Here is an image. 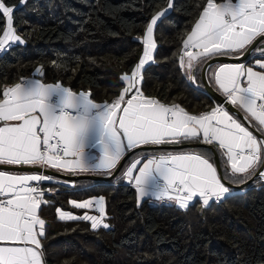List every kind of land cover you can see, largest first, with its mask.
<instances>
[{
	"label": "snow or ice",
	"instance_id": "obj_1",
	"mask_svg": "<svg viewBox=\"0 0 264 264\" xmlns=\"http://www.w3.org/2000/svg\"><path fill=\"white\" fill-rule=\"evenodd\" d=\"M26 0H20V4ZM173 7L157 12L147 24L142 43L144 50L131 75L121 81L128 86L111 103H95L90 92H73L60 83L44 84L39 79L5 88L0 99V166H30L34 169L66 170L70 174L104 172L111 174L124 157L142 145L204 144L216 145L204 152H180L153 156L139 168L137 158L124 175L135 181L138 198L151 194L158 200H174L181 209L199 199L207 207L209 202L221 201L230 192L224 182L228 176L218 174L207 152H219L230 168V177L240 183L245 178L258 177L264 181V51L255 60L262 71L244 63L224 64L213 74L218 90L227 105L243 111V119L261 133L258 139L226 106H217L210 112L191 115L178 104H165L144 95L139 85L145 65L153 60L156 48L154 27ZM16 6L0 0V14L6 18L0 36V52L13 43L25 41L13 27ZM258 38H264V0H224L217 4L207 0L203 11L187 38L183 39L181 67L188 58L189 78L193 61L207 62L216 56L241 59L254 50ZM141 39V38H137ZM196 48L201 51H190ZM40 73L41 69L38 68ZM135 94L125 101V95ZM122 109L117 123V111ZM52 141H55L54 143ZM126 141V143H125ZM95 146L99 156L94 163L86 162V149ZM62 153V155H61ZM74 157V159H65ZM155 164V168L150 167ZM53 176L39 173H9L0 170V264H44L42 238H46V221L38 214L44 199L43 182ZM163 181V183H160ZM35 182V183H30ZM179 193L169 195V190ZM51 191V189H49ZM76 209L95 210L99 215H75L57 208L62 221H90L93 230L109 228L104 222V197L71 200Z\"/></svg>",
	"mask_w": 264,
	"mask_h": 264
},
{
	"label": "trees",
	"instance_id": "obj_2",
	"mask_svg": "<svg viewBox=\"0 0 264 264\" xmlns=\"http://www.w3.org/2000/svg\"><path fill=\"white\" fill-rule=\"evenodd\" d=\"M5 3L16 6L13 27L25 43L0 53V99L6 87L40 68L45 81H60L74 90L89 91L96 102L110 103L124 88L120 77L131 72L143 54L147 24L157 12L168 9L169 0ZM206 4L207 0H173V7L155 26L156 49L141 83L146 96L178 104L191 113L206 112L218 103L203 87L192 84L179 62L182 41ZM5 25L6 18L0 14V36ZM263 43L264 39L256 47ZM254 58L251 54L247 60ZM204 63L197 64L198 81ZM217 64L208 69L213 86L210 71ZM205 149L213 148L199 145L181 150ZM215 153L231 191L207 207L198 200L187 209L149 198L140 200L136 187L120 180L123 167L112 179L89 187L44 182L43 186L55 190L54 203L39 210L46 221V238L41 240L44 264H264V181L255 177L237 188L245 179L234 182L225 158L215 151L206 154L214 162ZM90 196L105 197L109 228L93 230L90 221L58 219L57 208L82 214L85 209H76L69 201Z\"/></svg>",
	"mask_w": 264,
	"mask_h": 264
},
{
	"label": "crops",
	"instance_id": "obj_3",
	"mask_svg": "<svg viewBox=\"0 0 264 264\" xmlns=\"http://www.w3.org/2000/svg\"><path fill=\"white\" fill-rule=\"evenodd\" d=\"M215 2V1H214ZM224 2V1H223ZM223 2H215V3H217V4H220V3H223ZM234 3L236 2V1H233ZM18 35V34H17ZM154 35V34H153ZM23 39V38H22ZM156 43V42H155ZM156 49V48H155ZM155 49L153 50V52H152V56L154 57V52H155ZM191 51H193V52H196V51H201L200 49H196V48H191ZM262 51H264V43L263 44H261V45H259V47H255V50H254V52L252 53L253 54V56H256V58H254L253 60H250V61H248V60H246V61H240V62H231V61H225V62H220L219 64H217L216 66H214L212 69H211V71H210V77H211V80H212V82L214 83V86L218 89V85H216V83H215V80H214V76H213V74L219 69V67L221 66V65H224V64H235V63H244L246 66H253L254 67V70H257V71H262V69H259V67H258V65H256L255 64V60L256 59H258V58H260V54H261V52ZM1 53V52H0ZM142 56V55H141ZM141 56H140V58H141ZM187 61H188V58L186 57L185 58V66H184V68H185V71H186V73L189 75V70H188V67H187ZM139 62V61H138ZM151 62V61H150ZM197 64H199V63H197L196 61H193V68H192V70H191V74H192V72H193V69H196V78H197ZM146 66V65H145ZM41 73H42V70H41V72L40 73H36V74H34L33 76H30V80L29 81H31V80H35V79H39L42 83H44V84H53V85H55V84H57V83H60L63 87H67V88H70L73 92H75V93H77V94H79L80 92H89V91H84V90H74V89H72L71 87H69V86H66V85H64V84H62L60 81H57V82H51V81H45L42 77H41ZM124 74H128L129 76L131 75V72H129V73H124ZM123 74V75H124ZM191 80V79H190ZM198 81V80H197ZM199 81H202V76H200V80ZM198 81V82H199ZM17 84H24V83H22V82H17L16 84H14V85H12V86H8V87H6V88H10V87H14L15 85H17ZM141 85V84H140ZM139 85V86H140ZM128 85L124 82V88L125 87H127ZM5 90V89H4ZM131 92V91H130ZM130 92L128 93V94H126L125 95V101L127 100V99H130L131 97H129V95H130ZM4 93V92H3ZM148 97V96H147ZM4 98V96H2V99ZM90 98H91V95H90ZM92 99V98H91ZM94 101V100H93ZM95 103H100V102H96V101H94ZM111 103V102H110ZM162 103H164V102H162ZM100 104H103V103H100ZM165 104H167V103H165ZM126 106V104L125 103H122L121 104V109L120 110H118L117 111V117H116V119H117V123H118V120H119V116L120 115H122V109H123V107H125ZM215 107V106H214ZM213 107V108H214ZM186 111V110H185ZM211 111V109L210 110H208V111H206V112H203V113H207V112H210ZM229 111V113L230 114H235V112H232V111H230V110H228ZM186 112H188V111H186ZM189 114H191V115H199V114H202V113H191V112H188ZM243 116H244V113H243V111H240V114H238V117L237 118H239L240 119V122L245 126V127H247L248 129H249V131H251L255 136H257V138L258 139H261L262 138V136H261V133L260 132H258L257 131V129H256V127H254L253 125H255L257 122L256 121H251V122H249V121H247V120H244L243 119ZM3 124V122H0V125H2ZM125 143H126V141H125ZM163 145H169V144H163ZM186 147H194V146H185V147H154V148H145V149H140V150H138L139 152H134V153H136V154H134L127 162H126V165L122 168V172L120 173V180H122L123 182H126V183H129V184H132V185H134L135 186V181L134 180H132V181H130L128 178H126L125 177V175H124V173H125V171H126V169L131 165V163L132 162H134L137 158H140L141 159V163L137 166V169H135L134 171H133V175L135 176V175H137V174H139L138 173V170H139V168L140 167H142L145 163H147V160L149 159V158H151V157H153V156H159V155H161V154H167V153H173V154H175V153H180V152H191V151H185V150H181V149H183V148H186ZM128 151H126L125 152V154L127 153ZM99 149L97 148V147H95V146H89L87 149H86V157H85V159H86V162H88V163H94L95 162V159L96 158H98V156H99ZM133 154V153H132ZM216 153H215V161L213 162L212 160H211V162H213L215 165H216ZM65 159H74V157H65ZM219 159V158H218ZM225 161V160H224ZM225 164H226V162H225ZM221 165V164H220ZM217 166V165H216ZM14 167H16V166H14ZM19 167H21V168H19V169H5V168H0V170H3V171H8L9 173H21V174H23V173H28V174H33V173H39V172H41V171H39L37 168L36 169H34V168H32V167H30V166H19ZM27 167H30V168H27ZM150 167H152V168H155V164H153V165H151ZM227 168L229 169V173H230V168H229V166H227ZM222 169V168H221ZM55 170V169H54ZM115 170V169H114ZM114 170H112L111 171V173L114 171ZM59 172H62V173H67V174H70V173H68L66 170H61V171H59ZM83 173H86V174H94V175H100V176H107V175H110V174H106V173H104V172H83ZM78 174H80V173H78ZM218 174H220L219 173V171H218ZM222 175V174H221ZM54 176V175H53ZM55 177H59V176H55ZM60 178H62V177H60ZM251 178H255V177H250V178H245V180H244V182L243 183H245L246 181H248L249 179H251ZM80 179H83L84 181L83 182H81V183H77L76 181H74V180H70V179H65V178H63V179H57V178H54L51 182H59V183H61V184H64V185H67V186H70V187H75L76 188V186H78V185H82V186H84V187H89V186H92L95 182H97V181H99V180H96V179H92V178H80ZM76 180H78V179H76ZM136 187V186H135ZM152 191H155V188L153 187V188H151L150 189V194L149 195H147V196H144V197H142V198H139L140 200H142V199H145V198H149L150 200H152L153 202H155V203H174V204H176L175 203V201L174 200H169V199H162V200H158V199H156V197L154 196V195H152L151 194V192ZM231 191V190H230ZM169 195H172V196H175V193L174 192H172V190L170 189L169 190ZM99 197H103V196H90V197H87V198H84V199H80V200H76V201H83V200H86V199H95V198H99ZM104 199H105V197H104ZM72 200H74V199H72ZM196 200V199H195ZM195 200H193L192 202H190V204H192V203H194L195 202ZM189 204V205H190ZM177 205V204H176ZM105 206H106V201H105ZM61 210H63V211H68V212H72L73 214H75V215H80V216H82V215H84V213L87 211L88 212V214H90V215H99V213H97L94 209L93 210H85L82 214H78L77 212H75V211H72V210H66V209H62V208H60ZM38 214H39V212H38ZM104 222H106V223H108L107 222V220H106V218H105V221Z\"/></svg>",
	"mask_w": 264,
	"mask_h": 264
},
{
	"label": "water",
	"instance_id": "obj_4",
	"mask_svg": "<svg viewBox=\"0 0 264 264\" xmlns=\"http://www.w3.org/2000/svg\"><path fill=\"white\" fill-rule=\"evenodd\" d=\"M154 30H155V27H154ZM258 39H259V42H260L264 38H258ZM257 44L258 43L255 44L254 49L257 46ZM253 51H251L250 53L246 54L241 59H235L232 56H216V57L210 58L209 60H207V62H205L203 64L202 69H201L202 85L203 86L197 81V78H196V69H193V72H192V76L194 77V79H191L192 84L195 87H203L204 90L207 93H209L217 102H219V103L223 104L224 106H226L228 110L240 114V111L237 108H235L234 106H231V105H227L226 98L222 95V93L220 91H218L210 83L209 78H208V69L210 68L211 65H213L215 63H220V62H225V61H231V62L246 61L250 57V55L252 54ZM199 145H204V144H192V145H189V144L185 143V144H169V145H142V146H140L137 149H134L132 151H128L124 155V157L121 159V161L118 163L116 169L110 175H107V176H100V175L86 174V173L67 174V173L57 172L56 170L50 169V168L49 169H38L37 168V169L39 171H43L44 173H46L48 175H51V176H53V175L54 176H59V177H62V178H65V179H70V180H76V179H80V178H92V179H96V180H99V181H107V180L112 179L121 170V168L124 165L125 161L127 160V158L132 153H134V152H136V151H138L140 149L154 148V147H169V146L170 147H185V146H199ZM206 146H209V147H211V148L214 149V146L213 145H206ZM216 165H217L218 171H219V173L221 175L222 169H221L220 161H219L217 155H216ZM0 168H5V169H19L21 167H19V166L14 167V166L4 165V166H0ZM27 168H30V167H27ZM252 180H253V178L249 179L245 183H242L240 185H235V186L237 188H242L245 185L249 184ZM224 182L225 183H228L226 180H224Z\"/></svg>",
	"mask_w": 264,
	"mask_h": 264
},
{
	"label": "built area",
	"instance_id": "obj_5",
	"mask_svg": "<svg viewBox=\"0 0 264 264\" xmlns=\"http://www.w3.org/2000/svg\"><path fill=\"white\" fill-rule=\"evenodd\" d=\"M190 51H191V49H189ZM185 58L186 57H184V60H185ZM30 80V76L29 75H24V76H21L20 77V79H19V81L18 82H22V83H26V82H28ZM140 87V89H141V85L139 86ZM142 90V89H141ZM142 92H143V90H142ZM144 93V92H143ZM135 94V90L133 89L131 92H130V95H129V97H131L132 95H134ZM145 95V94H144ZM146 96V95H145ZM168 105H171V104H168ZM224 106L223 104H221V103H217L216 105H215V107H217V106ZM228 110V109H227ZM53 143L55 142V141H52ZM61 155H62V153H61ZM46 174V173H45ZM47 182V181H46ZM30 183H35V182H30ZM44 183V182H43ZM43 183L40 185L41 186V188H43L44 190H45V197H44V199H46V200H48L49 201V203L48 204H51V203H54V199H53V197H52V195L55 193V190H53V189H51L50 188V186H47V187H45V186H43ZM160 183H163V181H160ZM49 189H51V191H49ZM172 192H174V191H172ZM175 193V196L176 195H178L179 193H177V192H174ZM196 200H198L199 201V199L197 198ZM195 200V201H196ZM200 202V201H199ZM211 202H214V200H212V201H210L209 202V204L211 203ZM201 203V205H202V202H200ZM48 204H46V205H48ZM42 205H44V204H42ZM41 205V206H42ZM203 206V205H202ZM203 207H205V206H203ZM109 215H106V217H108Z\"/></svg>",
	"mask_w": 264,
	"mask_h": 264
},
{
	"label": "rangeland",
	"instance_id": "obj_6",
	"mask_svg": "<svg viewBox=\"0 0 264 264\" xmlns=\"http://www.w3.org/2000/svg\"><path fill=\"white\" fill-rule=\"evenodd\" d=\"M16 34H18V35H20L21 36V34L18 32V31H16ZM22 37V36H21ZM16 43H13V44H11V45H15ZM9 47H7V49H8Z\"/></svg>",
	"mask_w": 264,
	"mask_h": 264
}]
</instances>
